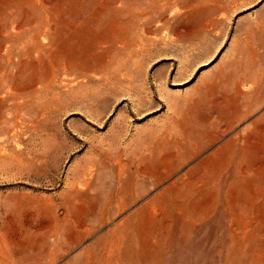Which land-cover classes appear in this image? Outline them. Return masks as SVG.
<instances>
[{
	"label": "rangeland",
	"instance_id": "rangeland-1",
	"mask_svg": "<svg viewBox=\"0 0 264 264\" xmlns=\"http://www.w3.org/2000/svg\"><path fill=\"white\" fill-rule=\"evenodd\" d=\"M0 264H264V0H0Z\"/></svg>",
	"mask_w": 264,
	"mask_h": 264
}]
</instances>
